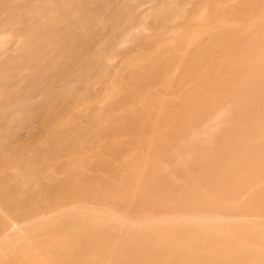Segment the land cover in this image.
Masks as SVG:
<instances>
[{"label":"bare ground","instance_id":"1","mask_svg":"<svg viewBox=\"0 0 264 264\" xmlns=\"http://www.w3.org/2000/svg\"><path fill=\"white\" fill-rule=\"evenodd\" d=\"M129 1L0 0V264H264V0H210L216 17L211 21L207 11L209 22L203 14L211 9L208 1L193 0L198 9L206 6L200 8L204 20L197 18L207 22L204 40L202 35L200 43L194 39L196 47L189 38L178 43L190 32L188 25L184 34L180 29V36L173 35V43L165 42L166 51L149 54L162 67L151 66L152 82H158V74L171 77L166 93L156 85L139 89L151 77L140 80L141 87L128 77L133 83L125 89L115 87L123 78H106L115 81V91L103 92L108 101L101 97L105 105L96 104L95 110L109 107L115 116L104 111L113 117L111 129V119L99 116V122L108 123L99 134L103 138L116 127L129 135L126 127L133 132L138 127L137 140L125 141L123 132L113 129L120 135L109 134L112 142L102 152L107 138L96 148L101 137L94 136L91 146L102 154L96 159L98 150L89 154L94 162L86 163L81 150L87 153V135L91 142L97 131H58L54 119L46 118L45 109L59 114L90 106L91 101L78 103L91 81L101 77L104 82L112 54L140 32L139 39L147 41L142 26L148 27L152 13L143 11L151 14L147 23L144 14L142 20L136 16L147 25L134 23L135 2L129 9ZM168 2L157 15L152 9L155 20H163L159 24L152 17L153 33H164L165 23L181 17L174 16L180 14L178 3ZM183 3L192 7V1ZM143 4L137 2L136 8ZM197 6L185 9L188 15L181 10L182 18L201 13L193 11ZM221 13L228 15L224 30L216 27ZM139 45L136 54L143 48ZM216 51L222 55L214 56ZM121 104L129 107L126 113L139 106L144 117L126 116ZM48 130L50 141L40 140ZM28 152L44 157L42 168L52 172L54 184H47L40 165L23 170L28 157L22 154Z\"/></svg>","mask_w":264,"mask_h":264},{"label":"rangeland","instance_id":"2","mask_svg":"<svg viewBox=\"0 0 264 264\" xmlns=\"http://www.w3.org/2000/svg\"><path fill=\"white\" fill-rule=\"evenodd\" d=\"M150 1L152 2L153 0H149V1H148V0H147V1H146V0H145V1L142 0V1H141L142 4L144 3V4L142 5L143 7L141 6L142 9H138L139 7L136 8V7H137V2H138V5L141 4V2H140L139 0H138V1H137V0H130V1H129L130 3L127 4V6H128L129 9H130V7H131L130 4H131V5H134V2H135V5H136V6L134 5V7H131V9H130L131 12H133L134 23H137L138 25H142L143 22H142V23H139L138 21H135V20H136V16H137V19H138V20H139V18L141 19V13L144 14V17H142V18H144V20H145L146 23H147V21L149 20L148 15L150 16L151 14H148V13H147L148 15L146 14L147 16H145V13H144V12H147V11L149 12V9H150V12L152 13V15L150 16V20H151V19L153 20L152 17L154 16V15H153V12L155 11L154 9H156V12H155L154 14L157 15L156 13H157V10L160 8V6L162 7V5H165V3L167 4V2H168V1H166V0H165L166 2L163 0L165 3L162 2L161 0H155V1H153L152 3H155V2L157 1L155 4H156V5L159 4L158 7H157V6L154 5V4L152 5V3L149 4ZM158 1H159V2H158ZM171 1H173V0H171ZM171 1H169V2H171ZM185 1H186V2H190V1H192V7H194V8H195V6H197L196 3L198 2V1L196 2V0H194L196 3H194L193 0H174V3L177 2V3H178V7H179V8L177 7V3H176V4H174L173 6H176L177 8H175V7H174V8H175L177 11H180V12H179V13H180L179 15H177L178 12L176 13V11H175L174 16H181L180 18H181L182 20H179L180 18H179V17H176V18H177L176 21L174 20L176 23H174V22L172 23V24L174 25V27L176 26L175 28L172 27L173 29H175V30H173V31H172V29L170 28V27L173 26V25L170 24V23H165V24H167V25H165V26H166V28H165V32H166V33H165V32H164V33H165V34L168 33L166 37H165V35H163V34H164L163 32H162V33H161V32H154V33H153V31H154L155 29H152V28H153V27H154V28L157 27V24L155 25L154 22H155V21H157V22L159 21L158 23L160 24V21H163L162 18L159 19L158 17H157L158 19L155 20V17H156V16H154V20H153L154 22L151 21L153 24L150 23V20L148 21V22L150 23V25L152 24V25H151V28L149 27V23H148V25H147L145 22H144L145 25H147L148 27H145L144 25L142 26V27H143V32H142V34L147 33L148 36H147V35H144V36H145V38H147V41H148L149 44L147 43L146 39H144L143 36H142L143 38L139 39V38L141 37V36H140V35H141V32H140L139 35H137V36L135 37V38L137 39V40L134 39L135 42H134V40H132L135 44H136V41H138L137 44H136L137 47H138L139 44L143 47V48L141 47L142 49L139 48V49L141 50V51L139 50V53L136 54V52H138V48L135 46V44L133 45V42H132V41H131V42H132L131 44H128V43H130V42H128V43L125 42V43H126L125 46L123 45L124 43L122 44L123 46H121V47L119 46L120 48H123V49H122L123 52L120 50V48H118V49L114 52V53H115V56H113L114 53L112 54V57L109 59V64H110V66H111V67H110V70H109V71H108V72L102 77V78H104V82H103V79H101V77H100V78L98 77L97 79H94L93 81H91L92 84H91V86H89V88H88V90H87V94H88V95H86V98L80 100L79 103H78V104H81L80 102H84V100H85V103H89V102L91 101V102H90V103H91L90 106L87 104V107H86V104L84 103V104H85V107H84V106L81 107V105H79L80 108H76V109H63V110L60 111L61 113L59 112L60 115L57 114V113H58V111H57L58 109H45V110H46V114H45V115H46V118H47V115H48V118L50 117V118L54 119V124H55V126H56L54 129L60 131V130H62V129H66V130H68V129H70V128H73V129H74L75 127H77V128H82L83 131H84V129H85L87 132H88V130L90 131L91 129H93L92 132L90 131L91 134H93V131H94V130L97 131V133L94 131L96 134L94 133V134H93V137H94V136H95V137L100 136L101 132H102V131L104 132V129H105L106 127H108V125H109L108 128H110V126H111L110 124H113V123H114V122L112 123L111 121H114V120H113V117L115 116V113L113 114V112H111V109H109V107H105L106 109L108 108L107 110H106L105 108H104V110H103V108H102V109H97V110H95V109L97 108V105H96V104L105 105V104H101V103H104L105 100L108 101V99H107L108 97H107V96H110L111 93H112V91H111V93L108 94V95H107V93L110 92V90H112V89H114V91H115V88H113L114 85L116 84V86H115L116 88L118 87V85H120V86L118 87V89H120V88H122V89L124 88V89H125L126 86H127L126 83H127V84H130V85L133 83V82L130 83V79H133L132 81L136 80V82L139 81L138 84H139V87H141V86H142V83H141V82H143L144 79H145L146 77H151L150 79L148 78L149 80H151V82L149 81L150 84H149V82L146 80V79H147V78H146V79H145L146 81H144L145 84H143L144 87H143V88H139V89H142V90L145 89V91H146L147 88H149L150 86H152V85H156L157 88H158L160 91H162V93H164V92L166 93V92H167L166 90H167L168 88L170 89V86H168V85H169V82H170V80H171V77L169 78L168 75H167L166 77H164V76L158 74V75L160 76V77L158 76V79H157L158 82H157V83H153V82H155L156 80H153V79H152V77L155 79V77H154L152 74H151L152 76L150 75V73H151V66H152V68H154L155 66L158 67V68L161 67L160 62L155 61L156 58H154V57L156 56V54L160 55V54L162 53V51H160V50H163V52H164V51H166V50L169 48V47H168L169 45H166L168 48H167L166 46H164V45H165V42H166L168 39H169V40L172 39L171 42L168 41V42H166V44L169 43V42H170V44L173 43L172 41L175 40V39H174V36L177 37V35H179V36L181 35V34H180V29L182 30L181 32L183 33V31H187V29L189 28L188 30H190V32L188 33V35H187V32L185 33V34H186L187 36H189V37H185V38H186V39H185L184 36H186V35L183 33L184 36H182V40L179 41V39H181V38L178 37V38L176 39V42L179 41L178 43H182V41H183V43H185V42L187 43V39H188V38H189L188 41H191V42H192V43H189V44H193V43L196 44L199 40L203 41V40H204L203 35L205 34L204 36L206 37V34L209 33L208 30H205V29H204V28L207 29V27H208L206 23L209 22V17H210L211 14H212V17H213V18L211 17V21H212V19H214V18L216 17V16H215V13H216V12H215V11L213 12V9H214V8L212 7V5H213L212 3H213V2H212V1L210 2V0H207L208 2H206L205 0H202L203 2H202L201 0H199V1H201V3L199 2L200 4L206 2L205 5H209V7H207V8H210V7H211V9H209V10H208V9L206 10V8H204V7H206L205 5H204V7H203V8H204L203 14L205 15V14L207 13V11H208V14L210 15L209 17H208V14L205 15V16H206L205 19H207V17H208V21L205 23V21H198V20H197L198 17H199V18L202 17V18H200L199 20H204V19H203L204 16H203V14H202V10H203V8L200 7V8L202 9V10L200 11V8L198 9V6H197V8H196L195 10L193 9V11L196 12V10H197V11L199 10L201 13H198V12H197L196 14H195V13H192V14L195 15V16H191L192 20H191V18L189 19L190 15H192V14H190L192 11H189V14H190V15H189L188 18H182V14H187V13H188V12H186V11H188V10H186V11H184V10H185V9L192 8L190 3H189V4H187V3H183V2H185ZM127 2H128V1H127ZM139 2H140V3H139ZM169 2H168V3H169ZM226 2H227V0H226V1L224 0V1H223V4H224V3L227 4ZM181 3H182V4H185V5L187 4V5L184 6V5H182ZM199 3H198V4H199ZM207 3H208V4H207ZM160 4H161V5H160ZM200 4H199V5H200ZM210 4H211V5H210ZM180 5H182L183 7L180 6ZM193 5H195V6H193ZM202 5H203V4H202ZM187 6H189V7H187ZM200 6H201V5H200ZM184 7H186V8H184ZM135 8H136V9H135ZM180 8H181V9H180ZM147 9H148V10H147ZM152 9H153L154 11H153ZM144 10H145V11H144ZM181 10L184 11L185 13L183 12V13L181 14V12H182ZM189 10H191V9H189ZM143 11H144V12H143ZM152 11H153V12H152ZM150 12H149V13H150ZM204 12H205V13H204ZM209 12H211V13H209ZM137 13H138V14H137ZM213 13H214V15H213ZM197 14H198V15L201 14V16H198ZM187 15H188V14H187ZM196 15H197V17H196ZM223 15L225 16L224 18L222 17ZM142 16H143V15H142ZM185 16H186V15H185ZM185 16H183V17H185ZM214 16H215V17H214ZM219 16H220V20L222 19V21H221V23H220V22L218 23L219 25L216 24V27H217V26H219V27L221 26L223 29H222L221 27H220V28H221L222 30H224V29H225L224 26H226V25L224 24V23H225V20H223V19H226V17H228V15L221 13V14H219ZM138 17H139V18H138ZM146 17H147L148 19H146ZM186 17H187V16H186ZM195 18H196V19H195ZM217 18H218V14H217ZM229 18H230V16H229ZM229 18H227V20H226L227 22H231ZM185 19H186V21H185ZM188 19L191 20V21H193V20H194V21H193V22H190V21H188ZM228 19H229V20H228ZM231 19H232V17H231ZM141 20H142V19H141ZM178 20H179V21H178ZM180 21L182 22V24H181ZM189 22H190L191 24H189ZM144 23H143V24H144ZM183 24H184V25H183ZM186 24H187V25H186ZM202 24L206 25V27H205L204 25H202ZM169 25H170V26H169ZM188 25H189L190 27H189ZM152 26H153V27H152ZM155 26H156V27H155ZM185 26H186V27H185ZM187 26H188V28H187ZM142 27H141V28H142ZM167 27H168V28H167ZM141 28H140V26H139V28H138L139 31H141V30H140ZM144 28H145V29H146V28H150L151 30L148 29L149 31H147V29L145 30ZM202 28H203V29H202ZM138 29H137V30H138ZM169 29H170V32H171V33L168 32ZM217 29H218V28H217ZM152 30H153V31H152ZM219 30H220V29H219ZM139 31H137V34H138ZM145 31H147V32H145ZM151 31H152V33L154 34L153 36L149 34ZM155 31H157V28H156ZM206 31H207V32H206ZM209 31H210V30H209ZM202 32H203V33H202ZM204 32H206V33H204ZM177 33H179V34H177ZM158 34H159V37H160V38H158V36H156V38H154L155 35H158ZM202 34H203V35H202ZM173 35H174V36H173ZM201 35H202L203 40H202V38L200 39V36H201ZM151 36H152V37H151ZM161 36H162L163 38H161ZM137 37H138V38H137ZM172 37H173V38H172ZM148 38H150V39L148 40ZM153 38H154V41H153ZM157 38H158V39H157ZM197 38H199V40H198ZM138 39H139V40H138ZM194 39H195V40L197 39L198 41L196 42ZM193 40H194L195 42H193ZM139 41H141V42L144 41L145 43H142V44H141V43H139ZM201 41H199L198 43H200ZM151 42H152V43H151ZM153 42H154V43H153ZM176 42H175V43H176ZM138 43H139V44H138ZM150 43H151V46L154 47V49L151 48V46H149ZM198 43L195 45V47L198 45ZM144 44H146L150 49H148V47H146V45H144ZM131 45H132V46H131ZM140 45H139V47H140ZM128 46H130V48H129ZM133 46H134V48H137V49H134V51H135V50H137V51L133 52V48H132ZM170 46H171V45H170ZM183 46H185V45H183ZM187 46L189 47L188 44H187ZM193 46H194V45H193ZM193 46H191L190 49H194ZM127 47H128L129 49L132 48V49H131L132 51H130ZM144 47H145V48H144ZM155 47H156L157 49H159V47H162V49L160 48L159 50H157ZM188 47H187V48H188ZM184 48H186V46H185ZM187 48H186V49H187ZM228 49H229V48H228ZM119 50H120V51H119ZM124 50H125V51H128L129 53H128V52H125ZM142 50H143V51H142ZM154 50H156L155 52L158 51V53L155 54V53H154ZM187 50H188V49H187ZM118 51H119V52H118ZM159 51H160V52H159ZM132 52H133V53H132ZM152 52H153V53H152ZM219 52H220L221 55H222V52H223V51H222V52L219 51ZM219 52L216 51V53H214V54H216V55H214V56L220 55ZM124 53H125V54H124ZM127 53L130 54L131 56L133 55V56H132L133 59L130 58L131 56L129 57V55H128V56H125V57L123 56V55H127ZM134 53L136 54V56L134 55ZM150 53H151V54H150ZM122 54H123V55H122ZM141 54H142L143 56H142ZM149 54H150V55H152V54L154 55V54H155V55H154V57H153V56H152V57H151V56L149 57ZM121 55H122V56H121ZM127 57L130 58V59H127ZM136 57H137V58H136ZM140 57H142L143 59H144V57H146L147 59L145 58V62L143 63L144 60H143L142 58H140ZM112 58H113V59H112ZM134 58H135V59H134ZM139 58H140L141 61L139 60ZM148 58H149L151 61L148 60ZM151 58H152V59H151ZM212 58L214 59V57H212ZM111 59H112L113 61H112ZM136 59H137V60H136ZM154 59H155V60H154ZM210 59H211V57H210ZM210 59H209V61H212V60H213V59H211V60H210ZM110 60L113 62V64H111ZM134 60H135V64L131 63V61L134 62ZM138 60H139V61H138ZM142 60H143V61H142ZM152 60H153V62H152ZM128 61H129V62H128ZM136 61H137V63H136ZM209 61H208V62H209ZM138 62H139V63H138ZM140 63H141V64H140ZM127 64H129V65L132 64V65H134V66L131 67V69H130V66L127 65ZM112 65H114V67H113ZM153 66H154V67H153ZM136 67H137L138 69H137ZM132 68H136V69H137V70L135 69L136 71H132V72H134V74H135L134 76H136V74H137V76L135 77V79L132 78V77H133V75H132L133 73L130 71V70H132ZM149 68H150V69H149ZM161 68H162V67H161ZM144 69H145V70H144ZM146 69H149L150 71H149V70H146ZM154 69H155V68H154ZM113 70H114V71H113ZM141 70L144 72V75L142 74L143 72H141ZM112 71H113V72H112ZM137 71H138V73H135V72H137ZM139 71H140V72H139ZM145 71H148V72H147L148 75H146ZM152 72H153V71H152ZM130 74H131V76H128V75H130ZM141 74H142V76H141ZM155 74H157V73H155ZM108 75H109V77H108ZM111 75H112V76H111ZM175 75H176V74H175ZM177 75H178V72H177ZM128 77H130V79L126 80ZM141 77H142V79H141ZM106 78H110V79L113 78L112 80L115 79V81H116V79H117V80H118V79H121V80L124 79V82H123V81H120V82L118 83V81H116L117 83L114 84L115 81H114L113 83H111L112 80H110V79L107 80ZM122 78H123V79H122ZM98 79H99V80H98ZM101 80H102V81H101ZM140 80H141V82H140ZM94 81H96V82H94ZM110 81H111V82H110ZM152 81H153V82H152ZM128 82H129V83H128ZM109 83H110V84H109ZM122 83H123V84H122ZM112 84H113V87H112ZM117 84H118V85H117ZM121 84H122V85H121ZM124 84H125L126 86H125ZM148 84H149V85H148ZM123 85H124V86H123ZM130 85H129V86H130ZM140 85H141V86H140ZM145 85H147V86L145 87ZM186 85H187V84H186ZM99 86H102V87H101V89L103 88V90H101L102 92L99 90V88H100ZM156 86H155V87H156ZM187 86H189V83H188ZM110 88H112V89H110ZM118 89H117V90H118ZM169 89H168V90H169ZM117 90H116V91H117ZM159 90H158V93L161 94V92H160ZM88 91H89V92H88ZM145 91H142V92H145ZM163 91H164V92H163ZM103 92L107 95V96L105 95L106 97H102V96H104V93H103ZM138 92H141V91L138 90L137 93H138ZM98 93H99V94H103V95H99ZM114 93H115V92H114ZM98 95L100 96V98L98 97ZM163 95H164V94H163ZM89 96H90V98H89ZM129 96H130V95H129ZM129 96H128V98L131 99V97H129ZM101 97L103 98L104 102H101V100H102ZM86 99H87L88 102L86 101ZM88 99H90V100H88ZM99 99H100V100H99ZM96 101H98V102H96ZM94 102H96V103H94ZM99 102H101V103H99ZM92 103H94V105H92ZM105 103H106V102H105ZM108 103H109V102H108ZM108 103H107V104H108ZM82 104H83V103H82ZM107 104H106V105H107ZM100 105H98V107H99ZM138 105H140V104L138 103ZM92 106H93V107H92ZM121 106H125V107H121ZM121 106H120L121 108H120V107H117V109H118V108H120L121 110L123 109L122 112L125 111L126 109H127L126 111L129 110V107H127V105H122V104H121ZM134 106H135V105H134ZM136 106H137V105H136ZM140 106H141V105H140ZM88 107H91L92 109H87ZM95 107H96V108H95ZM125 108H126V109H125ZM137 108H138V110H140V109H139V108H140L139 106H137ZM108 110H109V111H108ZM121 110H120V111H121ZM131 110H132V109H131ZM131 110H130V111H131ZM135 110H136V109H135ZM138 110L134 111V109H133V111L131 112L132 114L129 113V112L126 113V111H125L124 114L126 113V114H125L126 116L129 115V114H131L132 116L134 115L133 117H135L136 114H137V115L139 114L138 116H140V115L144 114V112H146V111H144V110H143L144 112H141V111H138ZM141 110H142V109H141ZM145 110H146V109H145ZM97 111H99V112H97ZM104 111H108V112L110 113V114L108 113V116L113 114V117L110 116V117H112V118H109V117H106V115L104 116V113H107V112H104ZM120 111L118 110V112H119V115H118V116H120V113H121V115L125 117V115H123L122 112H120ZM137 111H138V112H137ZM54 112H55V113H54ZM96 112H97V113H96ZM140 112H141V113H140ZM95 113H96V114H95ZM134 113H135V114H134ZM116 114H117V113H116ZM146 114H147V113H145V116H146ZM88 115H89L90 118L88 117ZM131 115H130V116H131ZM86 116H87V117H86ZM99 116L103 117V118H101V119H111V120H108V121H107L109 124L106 122V120H102V121L99 122V120H100ZM116 116H117V115H116ZM53 117H54V118H53ZM142 117H144V115H142ZM48 118H47V119H48ZM37 119H39V117L37 118V116H36V118H34V119L31 121V123H33V125H32V124H31V125H32V127L35 128V129H36L37 126H39V122L37 123V121H36ZM40 119H41V118H40ZM137 119H138V118H137ZM79 121H80L81 123H79ZM96 121H98L100 124H96ZM109 121H110V122H109ZM98 122H97V123H98ZM106 123H107L108 125H107ZM36 124H37V126H36ZM142 124H143V123H142ZM142 124H140V125H142ZM31 125H30V127H31ZM34 125H35V126H34ZM101 125L104 126V127H101ZM114 125H115V124H114ZM119 125H120V124H119ZM121 125L123 126L122 123H121ZM138 125H139V124H138ZM78 126H79V127H78ZM112 126H113V125H112ZM112 126H111V128H112ZM115 126H116V125H115ZM115 126H114V127H115ZM27 128H29V127H27ZM27 128H26V129H27ZM77 128H76V129H77ZM99 128H100V129L103 128V130L100 131ZM111 128H110V129H111ZM126 128H127L128 130H127ZM126 128H124V129H126V130H125V133L128 132V131H131V133H129V135L126 133L127 136H126V134L124 135V131H122L123 129L119 128V129L117 130L116 127L113 128V129H116L117 132L119 131L118 133H120V131H122L123 133H120V134H122V136L124 135L123 137H124V139H126L125 141H127V139H128V138H131V137H133V138H134V137H140V135L138 134V133H140V132H138V131H140L141 129H139L138 127H137V129H136V128H133L134 130L136 129V130L134 131V132H135V136L131 135L132 133L134 134V132L132 131V129L130 130V128H128V127H126ZM26 129H23V130H26ZM73 129H72L71 131H73ZM106 129H107V128H106ZM113 129H112V130H113ZM120 129H121V130H120ZM98 130H99V131H98ZM107 130H108V129H107ZM112 130H111V132H112ZM116 130H113V131H116ZM86 131H85V132H86ZM141 131H142V130H141ZM87 132H86V133H87ZM99 132H100V134H99ZM111 132H110V131H109V132H106V131H105V133H102V134H105V135H103V136H104L103 138L101 137L102 135L100 136V137L102 138V139L100 138L101 142H99V138H97V140H98V141H97L95 137H94V138L92 137L91 142H92V141L94 142V141L96 140V141L94 142L95 144H96L97 142H98V143H102V142H103V139L107 138V139L104 140L106 143L103 142V145L106 144V147H107V145L111 144V142H112V141H108V140H112L113 137L117 138V135H118V134L115 133V132H114V133H111ZM136 132H137V133H136ZM106 133H107V134H106ZM47 134H49V135H47ZM109 134H111L112 136L114 135V136L112 137V136H110ZM120 134H119V135H120ZM73 135H74L73 140L75 141V139H76L77 137L75 136V135H76L75 133H73ZM108 135H109V136H108ZM119 135H118V136H119ZM137 135H138V136H137ZM49 136H52V130H48L45 134H43L40 140H42V141H44V140L50 141L49 139H51V138H50ZM87 136L89 137L90 134L88 133ZM87 136H86V137H87ZM107 136L109 137V139H108ZM125 136H126V137H125ZM88 137H87L88 142H87V140H86V142H87V144H88V147H87L86 144H85L86 147L84 146L85 148H87V149H86V150H87V153H86V151H84L85 153H84V152L82 153V151L85 150V149L83 148V149L81 150V154H83V156H82V155H81V156L85 158V162H86V161L94 162V160H90V159H92V158H89V159H88V157H89L90 155L93 156V154L95 153V151L97 152L98 149H96V148H97L96 146H98V143H97V145H95L93 142L91 143L90 140L88 139ZM111 137H112V138H111ZM127 137H128V138H127ZM119 138H122V137H118V139H119ZM90 139H91V137H90ZM118 139H116V141H117ZM124 139H123V140L120 139V140L117 141V142H119V143L122 142V143H123V142H124ZM135 139L137 140V138H134V140H135ZM113 140H115V139H113ZM121 140H122V141H121ZM132 140H133V139H132ZM107 141L110 142V143H108ZM86 142H85V143H86ZM89 142H90V143H89ZM36 143H37V142H36ZM92 144H93V146L95 145L96 148H95V147H94V148H95L96 150L91 146ZM37 145H38V144H37ZM125 145H126V144H125ZM38 146H39V145H38ZM89 146H90L91 148H90ZM99 146H102V144H101V145L99 144ZM106 147H105V145H104V147L102 146V150H101V149H100V150L103 152V151H104L103 149H105ZM88 149H91V150H89V152L91 151L92 153H91V152L88 153ZM101 151L98 150V153H95V155H94L95 157H93V158L96 159V154H97V156H98V154H99V155L102 154V153H100ZM89 154H90V155H89ZM84 155H88V156L86 157V156H84ZM22 156H24V157H26V158L28 157V158L26 159V164H25V166H24V169L22 168L24 171H26V172L28 173L32 167L40 165V166H39V167H40L39 172L43 173V176L45 177V181L47 182V184H48V183L51 184V185L54 184V183H52V181H51L52 176H50L52 172H51L50 170H49V171L43 170V168H42V166L45 164V162H47V161L44 159V157H43L42 155H34V154H32L31 152H28L27 154H22ZM79 156H80V155H79ZM91 156H90V157H91ZM84 158H82V159L84 160ZM66 159H67V158H66ZM86 159H87V160H86ZM21 163H22V166H23V165H24L23 161H22ZM86 163H90V162H86ZM35 172H36V171H35ZM36 173H37V172H36ZM35 175H36V174H35ZM34 178H35V177H34ZM45 196H47V195H45ZM51 197H54V196H53V195H52V196H49V198H51Z\"/></svg>","mask_w":264,"mask_h":264}]
</instances>
